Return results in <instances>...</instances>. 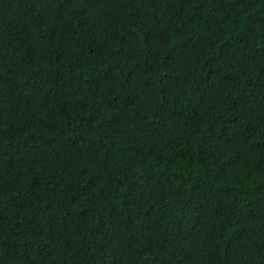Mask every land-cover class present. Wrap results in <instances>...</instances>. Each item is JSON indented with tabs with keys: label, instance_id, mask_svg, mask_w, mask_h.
Here are the masks:
<instances>
[{
	"label": "trees",
	"instance_id": "obj_1",
	"mask_svg": "<svg viewBox=\"0 0 264 264\" xmlns=\"http://www.w3.org/2000/svg\"><path fill=\"white\" fill-rule=\"evenodd\" d=\"M0 264H264V0H0Z\"/></svg>",
	"mask_w": 264,
	"mask_h": 264
}]
</instances>
